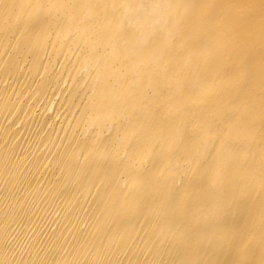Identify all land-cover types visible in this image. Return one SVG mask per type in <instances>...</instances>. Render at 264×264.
Segmentation results:
<instances>
[{"label": "bare ground", "instance_id": "6f19581e", "mask_svg": "<svg viewBox=\"0 0 264 264\" xmlns=\"http://www.w3.org/2000/svg\"><path fill=\"white\" fill-rule=\"evenodd\" d=\"M0 264H264V0H0Z\"/></svg>", "mask_w": 264, "mask_h": 264}]
</instances>
